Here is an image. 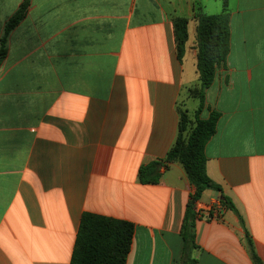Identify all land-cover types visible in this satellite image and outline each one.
Segmentation results:
<instances>
[{"label": "crops", "instance_id": "1", "mask_svg": "<svg viewBox=\"0 0 264 264\" xmlns=\"http://www.w3.org/2000/svg\"><path fill=\"white\" fill-rule=\"evenodd\" d=\"M23 1L0 0V40ZM225 1L230 52L201 118L220 113L206 172L237 212L205 190L193 254L256 264L249 233L264 264V0H31L0 65V264H70L86 212L134 224L126 264H180L195 186L179 161L157 183L138 170L174 145L200 87L196 14ZM177 17L189 19L182 61Z\"/></svg>", "mask_w": 264, "mask_h": 264}, {"label": "trees", "instance_id": "2", "mask_svg": "<svg viewBox=\"0 0 264 264\" xmlns=\"http://www.w3.org/2000/svg\"><path fill=\"white\" fill-rule=\"evenodd\" d=\"M31 0H24L16 12L9 18L0 40V65L8 51L10 32L26 17ZM224 11L217 14H196L197 70L200 87L192 94L199 98L194 122L188 111L180 109L179 131L174 145L163 159L143 164L139 171L142 183H157L162 176V168L168 169L172 162L179 161L190 182L195 186L186 206L181 225L183 253L180 264H197L193 253L198 249L197 221L202 217L197 210V203L203 192L212 189L220 192L219 201L223 207L237 209L221 189V186L208 175L205 147L216 133L220 113L212 110L209 117L201 118L206 105L207 90L214 83L218 69L223 66L230 52V12L227 2ZM177 56L182 61L189 40V19L177 17L173 21ZM209 217H213L212 212ZM135 226L132 222L86 212L83 214L78 229L75 247L70 264H126L131 250ZM253 259L256 264H263L254 250L253 241L247 234Z\"/></svg>", "mask_w": 264, "mask_h": 264}, {"label": "rangeland", "instance_id": "3", "mask_svg": "<svg viewBox=\"0 0 264 264\" xmlns=\"http://www.w3.org/2000/svg\"><path fill=\"white\" fill-rule=\"evenodd\" d=\"M185 102H186V107L185 108H187L189 110L188 114L191 115V118L193 119V122H194L195 120H194L193 117L195 116V110L199 107V103H200L199 98H193V97H188L187 98L186 97V101ZM182 108H183L184 112H185V110H187L184 107H182Z\"/></svg>", "mask_w": 264, "mask_h": 264}, {"label": "built area", "instance_id": "4", "mask_svg": "<svg viewBox=\"0 0 264 264\" xmlns=\"http://www.w3.org/2000/svg\"><path fill=\"white\" fill-rule=\"evenodd\" d=\"M218 204H219V208H221V206H222V205H221L220 201H219V203H218Z\"/></svg>", "mask_w": 264, "mask_h": 264}]
</instances>
